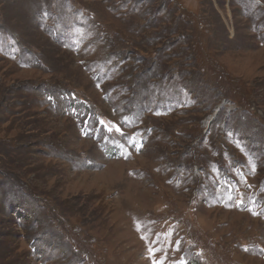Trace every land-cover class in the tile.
<instances>
[{
	"label": "rangeland",
	"instance_id": "374dc122",
	"mask_svg": "<svg viewBox=\"0 0 264 264\" xmlns=\"http://www.w3.org/2000/svg\"><path fill=\"white\" fill-rule=\"evenodd\" d=\"M0 264H264V0H0Z\"/></svg>",
	"mask_w": 264,
	"mask_h": 264
}]
</instances>
